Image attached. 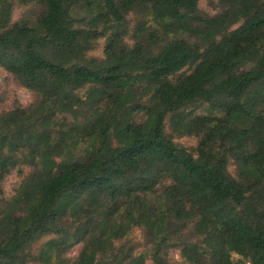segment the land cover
<instances>
[{"label":"trees","instance_id":"16d2710c","mask_svg":"<svg viewBox=\"0 0 264 264\" xmlns=\"http://www.w3.org/2000/svg\"><path fill=\"white\" fill-rule=\"evenodd\" d=\"M200 1L0 0L34 94L0 108V264H264V0Z\"/></svg>","mask_w":264,"mask_h":264},{"label":"rangeland","instance_id":"374dc122","mask_svg":"<svg viewBox=\"0 0 264 264\" xmlns=\"http://www.w3.org/2000/svg\"><path fill=\"white\" fill-rule=\"evenodd\" d=\"M220 0H201L199 2V9L204 13H215L219 8ZM24 12V8L20 6H16L13 12V18H18ZM102 45V42H101ZM93 54L100 55L101 54V46L97 48ZM0 99L1 105L0 108L2 110L9 109L11 106L15 105V103H19L20 105L27 106L34 100V94L28 90H26L11 74L7 71L0 68ZM178 141L187 146H194L197 142V139L194 137H183L179 138ZM25 169V168H24ZM232 169V167H231ZM21 180L20 172L15 169L12 170L9 175L3 181V192L5 196H10L14 189L17 187L18 183ZM131 238L135 242L141 241V231L139 229H135L131 234ZM81 244H77L69 251V256H75ZM142 248H139V250ZM170 258L173 261L182 260L179 255L178 250H173L170 252ZM145 264H153L151 260H147Z\"/></svg>","mask_w":264,"mask_h":264}]
</instances>
